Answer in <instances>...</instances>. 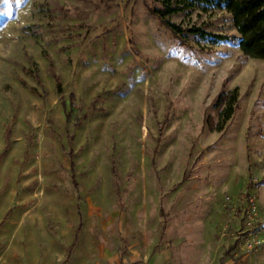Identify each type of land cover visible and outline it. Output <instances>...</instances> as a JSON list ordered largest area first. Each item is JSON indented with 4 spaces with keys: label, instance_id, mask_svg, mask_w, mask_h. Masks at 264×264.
Here are the masks:
<instances>
[{
    "label": "rangeland",
    "instance_id": "1",
    "mask_svg": "<svg viewBox=\"0 0 264 264\" xmlns=\"http://www.w3.org/2000/svg\"><path fill=\"white\" fill-rule=\"evenodd\" d=\"M171 5L0 0V264H264V59Z\"/></svg>",
    "mask_w": 264,
    "mask_h": 264
},
{
    "label": "trees",
    "instance_id": "2",
    "mask_svg": "<svg viewBox=\"0 0 264 264\" xmlns=\"http://www.w3.org/2000/svg\"><path fill=\"white\" fill-rule=\"evenodd\" d=\"M214 4L217 8L225 9L232 17L234 29L238 37L223 35H210L200 33L203 37H209L213 42L236 40L240 51L248 58L264 59V0H195ZM162 9L153 8L151 13L156 16L162 24L172 33L179 34L181 30L174 24L165 21L167 16L176 14L179 9L171 5V0H160ZM189 33L198 34L200 30L189 29ZM233 100V101H232ZM235 97L230 99L228 108L224 111L225 119L233 113Z\"/></svg>",
    "mask_w": 264,
    "mask_h": 264
},
{
    "label": "crops",
    "instance_id": "3",
    "mask_svg": "<svg viewBox=\"0 0 264 264\" xmlns=\"http://www.w3.org/2000/svg\"><path fill=\"white\" fill-rule=\"evenodd\" d=\"M101 250L105 252L102 255L106 254V257L104 259L103 256H101L102 259H97V260L84 257L79 263L77 262L76 264H120V260L116 258V255L114 253L110 252L111 250L107 248H102Z\"/></svg>",
    "mask_w": 264,
    "mask_h": 264
},
{
    "label": "built area",
    "instance_id": "4",
    "mask_svg": "<svg viewBox=\"0 0 264 264\" xmlns=\"http://www.w3.org/2000/svg\"><path fill=\"white\" fill-rule=\"evenodd\" d=\"M255 203L254 201L250 198L249 199V207H248V211L246 212V218L251 220L252 219V213H254L255 210ZM244 213V211H243ZM261 243V241L259 240H253V243H247V250H252L255 246L259 245Z\"/></svg>",
    "mask_w": 264,
    "mask_h": 264
}]
</instances>
